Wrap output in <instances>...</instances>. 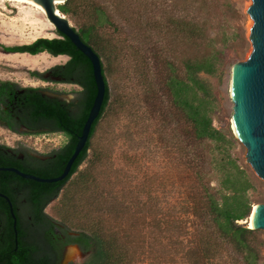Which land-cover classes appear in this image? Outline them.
Returning <instances> with one entry per match:
<instances>
[{"label":"trees","instance_id":"trees-1","mask_svg":"<svg viewBox=\"0 0 264 264\" xmlns=\"http://www.w3.org/2000/svg\"><path fill=\"white\" fill-rule=\"evenodd\" d=\"M136 1L128 2L130 14L119 16L138 31L136 41L143 40L145 44L150 39L148 50L142 43L124 44L121 38L108 33L111 27L115 32L121 28L115 24L109 7L97 0H65L56 5L76 23L77 27H73L82 41L99 56L105 80L104 98L85 145L63 179L39 182L0 171V190L13 201L14 192L6 178L10 177L18 189H24V216H31L37 232L28 241L22 226L17 224L15 244L12 218L5 201L0 199V213L5 212L8 219L0 229V264H52L50 237L60 234L64 235L62 244H75L83 254L67 264H259L263 232L242 223L252 208L247 195L252 182L229 153L231 137L213 124L216 98L204 75H213L217 70L219 51L214 47V37L198 14L188 20L176 18L154 1L144 9ZM192 1L197 2L199 9L208 4L207 0H171L169 8L185 12ZM113 7L120 9L115 4ZM145 9H149V15L152 11L159 16H144ZM140 30H147L144 38L140 37ZM55 31L56 37H38L30 43L1 47L5 52L66 55L64 63L51 66L45 73L80 87L67 102L44 94V87L0 79L2 126L14 132L20 125L29 129L46 127L66 137L44 159L30 157L33 165H20L13 160L15 157L0 153V165L15 164L39 177L61 173L96 93L89 59L69 38ZM124 58L134 62V71L142 80L146 79L143 65L151 63L156 69L166 100L163 105L157 102L151 106L150 116L157 123L161 145L175 148L177 170L172 188L166 187L169 176H162L158 188H150L144 181L132 186L129 178V187L128 175L121 169H112L106 150L96 143L101 122L124 107L122 96H113L109 83ZM31 74L50 80L36 70ZM157 97L152 100L155 102ZM82 163L85 166L79 169ZM54 199L57 203L51 207L53 217L42 208ZM54 227L59 233L54 232Z\"/></svg>","mask_w":264,"mask_h":264},{"label":"rangeland","instance_id":"rangeland-1","mask_svg":"<svg viewBox=\"0 0 264 264\" xmlns=\"http://www.w3.org/2000/svg\"><path fill=\"white\" fill-rule=\"evenodd\" d=\"M97 1L109 7L115 24L121 28L115 32L111 27L107 29L108 33L121 38L124 44H144L143 40H141V43L136 41L138 31H134L132 26H127L119 16L131 13L128 8L129 0ZM151 1L167 9L172 17L177 18L180 16L188 20L191 18L190 16L198 14V17L204 20L209 35L214 37V47L219 51L217 70L213 75H204L216 98V106L212 113L213 124L231 137L232 145L229 148V153L245 169L251 179L252 187L247 191L250 204L264 203V181L256 175L246 162L245 152L230 133L227 96L229 73L233 64L246 59L251 51L247 34L252 19L246 12V8L251 1L207 0L208 4L201 9L196 6L197 2L193 3L192 1L190 8L185 12L169 8L172 4L170 3L171 0H137L136 2L142 3L144 9L148 7L147 3ZM114 4L120 8L118 11L113 7ZM188 4L189 1H186L185 5L188 6ZM143 11L144 16L149 15V9ZM150 12L152 18L159 16L156 12ZM70 22L77 27L74 21L70 20ZM152 29L150 30L152 31ZM147 30H140L141 38L145 37ZM56 36L58 35L52 23H49L38 9L24 3L0 0V79H9L23 86H41L47 89L45 93L56 94L62 99L72 98L75 95L74 91L80 90L79 85L62 83L54 76L50 77L49 73H45L51 66L64 63L67 59L66 55L54 56L47 52L29 54L1 50L2 46L21 45L30 43L38 37L51 38ZM149 40L148 38V42ZM147 43L144 44L146 50L149 49ZM133 66L134 62L131 64V61L127 62V59L124 58L121 66L115 68L117 72L114 74L113 82L109 80L111 94L122 96L124 107L119 112L110 114L101 122L100 131L96 136V143L103 151L106 150L112 169H121L124 174L128 175L129 187L132 180V186L136 181H144L147 182L150 188H158L162 176H169L170 179L167 180L166 187L172 188V177L177 170L175 148L169 144L168 146L161 145L157 123L150 116L151 106H155L154 104L157 102V104L162 103L163 100H166V97L159 88V80L155 74L156 69L153 64L149 63L147 67L146 65L142 66L143 69H146V79L144 80L134 71ZM34 70L44 73L43 76L49 77L50 80L33 76L31 71ZM151 91L155 93L153 94L154 97L150 96ZM156 95L158 100L154 102L152 98H155ZM126 97H130L129 100ZM130 103L132 106H128ZM171 125H174V123H171ZM65 140L66 137L60 132L48 130L26 131L23 128L14 132L0 124V143L10 147L25 148L31 153L42 157L52 149L62 145ZM133 161H136V163H131ZM84 166L85 163L80 164L79 169ZM215 183L216 181L213 179L212 184ZM167 202L172 203L171 201ZM55 203H57V199L52 200L44 209L46 213L53 215V217L55 215L51 207ZM161 204L165 205V202ZM72 246H75L77 250L74 255L70 256L69 250ZM260 251L259 264H264L263 245H261ZM82 255L77 245H67L62 251L58 264L76 261Z\"/></svg>","mask_w":264,"mask_h":264},{"label":"water","instance_id":"water-1","mask_svg":"<svg viewBox=\"0 0 264 264\" xmlns=\"http://www.w3.org/2000/svg\"><path fill=\"white\" fill-rule=\"evenodd\" d=\"M40 5L48 21L53 27L65 35L72 44L81 51L90 61L96 93L83 123L81 132L73 152L65 162L59 175L54 177H39L24 173L13 167H0V170L15 172L21 177L39 182H56L63 179L70 171L72 163L85 145L90 127L97 117L105 93V80L101 71L100 58L93 49L80 38L68 17L56 7L57 3L65 0H29ZM246 12L252 19L247 38L251 44V51L244 60L233 64L228 79L227 96L229 109L230 133L245 152V160L256 175L264 181V0H250ZM58 79V78H57ZM50 96L60 97L56 94ZM61 98V97H60ZM68 100V99H66ZM9 203L13 227L16 233V215L14 214L9 198L1 194ZM252 219V227L263 232L264 247V203H256ZM247 224V219L242 221ZM248 225V224H247ZM17 242V238L15 239Z\"/></svg>","mask_w":264,"mask_h":264},{"label":"flooded vegetation","instance_id":"flooded-vegetation-1","mask_svg":"<svg viewBox=\"0 0 264 264\" xmlns=\"http://www.w3.org/2000/svg\"><path fill=\"white\" fill-rule=\"evenodd\" d=\"M49 76L50 77L54 76L55 78H59L55 74H49ZM62 83H70V82H62ZM70 84H74V83H70ZM44 94L48 95V94H52V93H44ZM72 98H70L68 100H66V99H64V100L69 102ZM60 99H62V98H60ZM22 128L24 130H26V131H39V130H46L47 129L46 127H38L37 129H29V128L25 127L24 125H20L19 129H22ZM18 149L19 148L15 147V146H11L10 147L8 145L0 143V153L4 154L5 156H8V157H15L13 160H15L16 162H20V165H23V166H25L28 163H32V161L29 162V158L30 157L39 158V159H44L46 157V155L42 157V156L33 154L30 151H28L27 149H25V148H21L22 151L21 150L19 151ZM13 163H15V162H13ZM32 165H33V163H32ZM0 167H13V168H16V169L24 172V173L33 174L32 172H28V171L22 170L21 168H19L15 164L0 165ZM0 171H8L10 174L13 173L14 175H18L15 172H12V171H9V170H0ZM9 178L10 177L6 178V183L9 186L10 190H12V192H14L13 193V197H14L15 200L13 201L8 196L7 193H4L1 190H0V193L6 195L9 198L10 202H11L12 210H13L14 214L16 215V227H17V224H20L22 226L23 230L25 231V239L28 240V241H31L33 239L32 236L35 235L36 231H35V226H34V223H33L32 219H31V216L30 215H27V217L24 216L25 215V207H27L26 206L27 205V201H26L25 196H24V192L25 191H24V189H22V190L18 189V186L15 185L14 182L12 180H10ZM0 199H3L5 201L6 205L8 206V210H9L10 216H11L10 205H9L8 201L1 195H0ZM49 203L50 202H47V204H45L43 206V208H42L43 211H44L45 207ZM7 221H8V219L6 217V213L5 212H3V213L1 212L0 213V229H1V227L3 225L6 224ZM12 224H13V219H12ZM13 229H14V227H13ZM18 229L19 228H16V233L14 231V233H15L14 234V240L16 238H18ZM54 232L55 233H59L58 229H56L55 227H54ZM50 238L52 239V246L50 248L51 253H52V261H53L52 264H58L63 249L67 245H73V244H70V243L69 244H62L63 243L62 241L64 240V235H61V234L56 236V237L55 236H51ZM15 244H16V241H15ZM45 248H46V246L44 245L43 249H45ZM43 249H42V253L44 252ZM33 254L34 253H32V255Z\"/></svg>","mask_w":264,"mask_h":264},{"label":"bare ground","instance_id":"bare-ground-1","mask_svg":"<svg viewBox=\"0 0 264 264\" xmlns=\"http://www.w3.org/2000/svg\"><path fill=\"white\" fill-rule=\"evenodd\" d=\"M10 1H15V3H24V4H27L29 6H33L34 8L38 9V11L45 17V19L48 21V19L46 18L45 16V13H44V9L43 7L40 5V3H36V2H33V1H29V0H10ZM57 4L59 2H56ZM49 23H51L50 21H48ZM257 207V204L254 203L252 204V208H251V211H250V214L249 216L247 217V224L249 227H252V219H253V215H254V211ZM76 247L75 246H72L71 249L69 250V255L72 256L76 253Z\"/></svg>","mask_w":264,"mask_h":264}]
</instances>
